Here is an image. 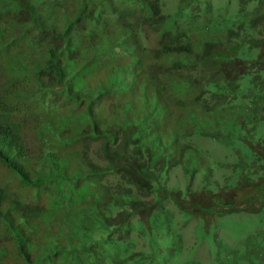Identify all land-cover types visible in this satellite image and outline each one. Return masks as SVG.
I'll return each instance as SVG.
<instances>
[{
	"label": "trees",
	"instance_id": "obj_1",
	"mask_svg": "<svg viewBox=\"0 0 264 264\" xmlns=\"http://www.w3.org/2000/svg\"><path fill=\"white\" fill-rule=\"evenodd\" d=\"M225 1L177 0L165 14L164 0H0V264L141 257L128 253L135 245L116 246L132 225L152 238L162 198L187 211L197 172L201 187L220 189L207 177L221 167L209 160L206 172L210 155L195 137L247 160L223 173L224 195H214L235 201L233 176L247 175L250 188L264 180V37L250 36L264 35V0H237L232 12ZM204 13L224 37H204ZM244 48L259 52L241 58ZM215 127L230 142L206 137ZM96 141L103 164L89 154ZM178 165L190 180L173 191L157 178ZM109 172L120 178L98 182ZM43 223L51 245L40 243Z\"/></svg>",
	"mask_w": 264,
	"mask_h": 264
},
{
	"label": "rangeland",
	"instance_id": "obj_2",
	"mask_svg": "<svg viewBox=\"0 0 264 264\" xmlns=\"http://www.w3.org/2000/svg\"><path fill=\"white\" fill-rule=\"evenodd\" d=\"M177 5L178 2L174 4V0H164L163 12L165 14L174 13ZM225 5L232 12L238 9L239 2L237 0H226ZM245 6L248 9L252 8L251 3ZM199 20L207 22V25L205 24L204 26L205 30L207 29V33L204 31L206 33L204 37L218 39L225 36V34L216 35L214 33L217 32H213L212 29L209 30L208 24L209 22H213L210 20L209 13L202 14ZM260 28L264 29V24ZM250 36L253 39L264 37V35L257 32H254ZM258 52L259 49L248 51L244 48L240 50L238 55L241 58H245L248 55L252 59L257 56ZM257 102L264 103V94L262 97L256 99ZM239 119L241 120L240 117ZM221 122L222 120H216L215 125ZM243 122L240 121L239 123ZM208 131L211 134L209 132L206 133V137L217 141V138L222 136L228 138L230 142L229 137L223 130L215 127L213 130ZM194 141L203 145L205 150L201 151L202 153L205 152V155H210L206 157V162H208L205 168L206 172H209V167L211 168L209 160L214 159L218 166L221 167L217 168L216 171L212 170L209 177H207L208 181L217 184L220 189L216 187L209 189L201 187V183L204 181L203 174L197 172L192 179V191L190 192L192 199L190 200V196L189 198L184 197V200L190 205L187 211H180L170 200L162 198L164 210L157 209L154 211L156 205L151 206L153 211L157 213L156 217L158 218V220H154V227L150 234L152 238L149 239L144 234L145 231L144 233H140L137 231L138 229L135 230L136 227L132 225L129 227L131 237L128 238L130 241L125 238L119 240L121 247L116 246V250L125 252L124 246L132 247V245H135V248L128 249V253L138 255L140 251H143L141 257L123 256L124 262L127 261V264H264V180L262 179V182H257L255 178H252L251 182H254V186L252 185V188H250L246 180L248 178L247 175L233 176V179L238 183V188L233 189L235 193H233V190L228 193L235 201H227L228 196L226 198L224 196L220 197V194L224 195V192H220L225 191L222 188L225 178L223 173L229 172V177L231 174L229 168H238L241 163L247 162L246 158L242 156L243 152L241 151L242 154H240L238 149H231L229 143L225 142L214 144L211 141H206V139L195 137L191 141L193 146ZM100 147V141H96L90 146L89 154L95 162L103 164L105 163L104 160L97 154L102 152ZM60 151L64 152L63 149H60ZM205 155L202 156L205 157ZM249 166L253 170L258 167V164L252 159L249 161ZM155 169H157V166ZM182 172L181 166L178 165L177 169L173 167L172 171L165 172L167 174L166 177L158 176L160 179L157 178V181H161L166 187H170L174 191L176 184L183 187L190 180L189 178L182 179ZM53 173L54 177H56L57 172L53 171ZM118 178H120L118 174L109 172L105 173L98 182L111 184ZM43 184L45 187L46 185L51 187L47 180ZM124 184L128 186V189L133 194L139 195L138 192H140L146 199L154 197L152 193L144 195L142 191H138V189L126 183ZM54 191L57 194L62 193V190L58 187ZM48 193H46L45 188V193L42 197H48L50 195ZM216 193L220 194L214 195ZM232 207V210H228ZM58 229L60 231V227ZM91 233H93V227ZM40 238L42 240L40 243L51 245L50 239H48V230L44 228V223ZM100 238V236L96 235L94 241ZM132 238L134 239L133 241ZM121 252L110 251L109 255L114 257V260L123 259ZM109 258L111 260V257ZM60 261H63V258L59 257L57 262Z\"/></svg>",
	"mask_w": 264,
	"mask_h": 264
},
{
	"label": "clouds",
	"instance_id": "obj_3",
	"mask_svg": "<svg viewBox=\"0 0 264 264\" xmlns=\"http://www.w3.org/2000/svg\"><path fill=\"white\" fill-rule=\"evenodd\" d=\"M177 2V0H174V4ZM173 7H174V5H173ZM253 185V184H252ZM249 186V185H248Z\"/></svg>",
	"mask_w": 264,
	"mask_h": 264
}]
</instances>
